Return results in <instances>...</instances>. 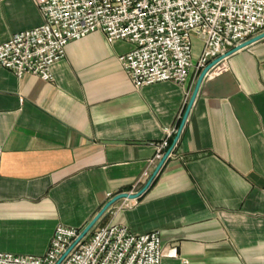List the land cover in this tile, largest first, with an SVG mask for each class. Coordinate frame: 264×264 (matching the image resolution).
Wrapping results in <instances>:
<instances>
[{
	"label": "crops",
	"instance_id": "1",
	"mask_svg": "<svg viewBox=\"0 0 264 264\" xmlns=\"http://www.w3.org/2000/svg\"><path fill=\"white\" fill-rule=\"evenodd\" d=\"M42 20L37 0H0V43ZM132 46L87 33L67 44L50 81L0 65V250L42 254L57 224L82 228L149 179L198 73L136 87L119 60ZM226 61L202 81L150 188L97 222L158 231L177 251L161 264H264V38Z\"/></svg>",
	"mask_w": 264,
	"mask_h": 264
},
{
	"label": "built area",
	"instance_id": "2",
	"mask_svg": "<svg viewBox=\"0 0 264 264\" xmlns=\"http://www.w3.org/2000/svg\"><path fill=\"white\" fill-rule=\"evenodd\" d=\"M37 1L42 23L0 43V65L18 77L32 73L53 80L52 66L65 55L67 44L102 31L109 43H132L119 60L136 87L161 81L185 85L193 68L199 74L233 46L264 31V0ZM193 36L200 40L195 61ZM227 57L210 67L205 77L226 70ZM169 143L167 137L156 145L143 177L150 178ZM131 206L125 198L121 207ZM82 228L59 223L44 253L0 250V264H57ZM176 254L175 247H163L158 231L135 234L124 223L108 222L95 224L59 264H161L163 257Z\"/></svg>",
	"mask_w": 264,
	"mask_h": 264
},
{
	"label": "water",
	"instance_id": "3",
	"mask_svg": "<svg viewBox=\"0 0 264 264\" xmlns=\"http://www.w3.org/2000/svg\"><path fill=\"white\" fill-rule=\"evenodd\" d=\"M262 38H264V31H262L261 33L252 36L251 38H248L246 41L239 43L235 46H233V48H231L230 50L226 51L225 54L220 55L218 58L214 59L213 61L209 62L208 64H206L204 66V68L200 71V73L198 74L196 80H195V85L193 87V90L191 92L190 95V99L184 109V113L183 116L178 124V129L177 132L172 140V144L166 149V151L164 152V155L162 156V159L157 163V165L155 166V168L153 169V173L151 174L150 178L146 181V183L139 189L136 190V192H129V191H122L121 193H118L114 196H112L111 198H109L107 200V202L93 215L92 220H90V222H88L80 231L79 237L68 247L67 251H65V253L61 256V258L57 261V264L60 263V261L65 257V255L69 252V250L72 248V246L77 243L81 238H83L84 236H86L89 231L93 228V226L95 224H97V222L102 218V215L113 205L115 204L117 201L121 200L122 198H126V199H136L137 197L141 196L144 192H146L149 188H150V184L152 183V181L155 179V177L158 175V173L160 172L159 170L161 169V167L163 166L164 162L167 160L168 155L171 153V151L174 149V147L176 146V144L178 143V138L183 130V126L190 114V110L191 107L196 99V95L202 85V81L205 78L206 73L208 72V70L210 69V67H212L214 64L218 63L219 60H221L224 57L230 56L231 54H233L234 51L239 50L241 48L247 47L248 45L257 42L259 40H261Z\"/></svg>",
	"mask_w": 264,
	"mask_h": 264
},
{
	"label": "rangeland",
	"instance_id": "4",
	"mask_svg": "<svg viewBox=\"0 0 264 264\" xmlns=\"http://www.w3.org/2000/svg\"><path fill=\"white\" fill-rule=\"evenodd\" d=\"M194 39V45H193V58L196 59L197 58V52H199L200 50V40L197 39V37L193 36ZM169 141V140H168Z\"/></svg>",
	"mask_w": 264,
	"mask_h": 264
},
{
	"label": "trees",
	"instance_id": "5",
	"mask_svg": "<svg viewBox=\"0 0 264 264\" xmlns=\"http://www.w3.org/2000/svg\"><path fill=\"white\" fill-rule=\"evenodd\" d=\"M169 142H170L169 144L171 145V144H172V139H171V140H169Z\"/></svg>",
	"mask_w": 264,
	"mask_h": 264
}]
</instances>
